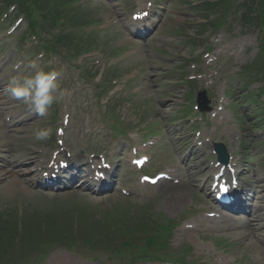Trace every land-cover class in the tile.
Listing matches in <instances>:
<instances>
[{"label":"rangeland","instance_id":"rangeland-1","mask_svg":"<svg viewBox=\"0 0 264 264\" xmlns=\"http://www.w3.org/2000/svg\"><path fill=\"white\" fill-rule=\"evenodd\" d=\"M147 2L156 10L152 19L156 26L148 37L137 39L129 29L134 28L131 15ZM194 3L197 0H88L87 18L99 21L88 29L98 48L80 61L68 62L58 56L43 57L38 41L26 36L28 18L19 15L18 10L12 13L14 5L6 6L0 0V15L7 13L0 22V83H4L0 94V162L26 160L24 167L30 171L35 168L32 160L37 159L47 167L54 150L60 149L56 128L65 127L64 120L69 118L64 128L67 153L89 159L90 153L108 152L111 163L112 156L122 157L119 186L130 191V195L120 190L104 195L84 189L42 191L31 185L38 173L27 171L30 186L24 179L23 183L0 182V232L4 238L14 231L18 212L25 213L29 228L50 222L73 229L78 220L83 229L86 220L107 211L112 214L126 209L133 223L140 219L135 216L151 211L145 215L147 219H157L161 224L173 220L168 246L173 258L185 255L189 264H264L263 240L246 241L237 233L212 230L206 221H201L200 217L207 216L213 208L205 192L210 184H205L204 191L199 190L218 162L214 144L222 142L233 163L238 162L244 169L243 185L252 184V176L257 177L262 197L259 200L264 205V94L260 92L264 83L245 86L251 77L243 74L245 66L260 52L261 32L257 25L243 23L238 14L231 16L222 29L207 28L200 23L207 13L201 5L192 8ZM31 62H36L37 67L48 66L46 70H57L60 89L65 93L63 100L54 103L43 117L6 90L12 78L34 73L29 67ZM112 71L117 77L102 84L103 89L110 88L112 92L99 96L102 88L96 85L102 83L103 73ZM203 91L207 92L208 102L206 110L200 111L199 94ZM12 115L15 119L11 124L8 118ZM117 116L123 123H116ZM114 125L124 127L128 133L122 138L117 136ZM45 127L52 130L51 136L37 141L34 131ZM148 131L157 135V144L147 171L155 174L174 170L178 180L173 188L142 185L141 173L126 164L133 149H121L122 141L139 148L142 142L154 140ZM6 145L11 147L12 157L2 152ZM195 146L200 160L192 158L188 162ZM203 160V173L196 187L177 188L189 165ZM180 190L185 201L168 208L171 196L180 194ZM259 200L255 199L254 204ZM254 221L255 233L264 238V227ZM185 230L192 232L186 235ZM112 246L123 251L119 244ZM141 249L132 247L118 253L103 246L81 253L58 247L46 251L43 257L36 256L34 264H166L131 261ZM58 257L64 258L59 260L63 263H54Z\"/></svg>","mask_w":264,"mask_h":264},{"label":"bare ground","instance_id":"bare-ground-1","mask_svg":"<svg viewBox=\"0 0 264 264\" xmlns=\"http://www.w3.org/2000/svg\"><path fill=\"white\" fill-rule=\"evenodd\" d=\"M4 90V83H0V94H2ZM162 112H164V110H162ZM11 119H14V117H12ZM4 153H6L9 157H12V150L11 147L9 145H6V148L4 151H2ZM197 152L198 150L195 152V156H196V160H200L199 157H197ZM26 161V160H25ZM23 161H4L3 164H0V180L4 179L3 177L7 178V179H11L10 181H12L11 184H15V180L19 181V183H23V177L24 175L27 173V167H24V165H27V163ZM35 164V167L39 166L38 160H32ZM203 162H205V160L203 161H198V163H196L195 165H190L189 166V171L188 173L184 174L182 181L183 183H181V186H178L177 188L179 189H186L187 187H194L195 188V184L196 182L200 181L201 175L203 173ZM26 163V164H25ZM82 169L83 166H79L78 171L79 173H82ZM30 171H34V167L29 169ZM229 170V169H228ZM225 170V171H221L220 168H216L214 167V173H219V177L217 180H224L226 179L228 176L229 177V185L230 187H233V185L231 184L232 182V177L237 176H241L242 175V171L240 169V165L237 164V168L235 170L234 173ZM28 171V172H30ZM212 177L211 176H207L206 178V183L210 181ZM79 181V174L74 175L73 177L70 178V184L67 186V188L72 187V188H77L78 182ZM252 184H249L247 186H244L242 188V191H239L237 194V203L235 204L236 207H238L241 212H245V213H251L254 216H257V219L262 220L264 217V213L262 215H257L260 212V209L264 210V206H259V205H253L252 204V199L253 197H255L254 199L259 200L260 198H262L259 195V189H261V187H259V180L257 179V177H254L252 182ZM10 184V185H11ZM66 186V185H65ZM162 186L166 187V188H173L175 187V185H173V183L168 182V180H165L162 182ZM66 189V188H65ZM180 194L178 195H172L171 197H173V200L169 201V204L167 205L168 208L171 207H177L178 205H181L183 201H185V195H183V192L180 190ZM177 194V193H176ZM243 195H249L251 197L250 201H246L243 198ZM170 197V199H171ZM200 219L205 220L210 227L214 228V229H218L220 231L223 232H227V233H237L241 236H243L246 241H248L249 239H253V227H252V220H250L249 218L246 219H235L233 217H228V216H223L221 218H210V217H202ZM198 224V222L196 223V225ZM192 231L190 230H185L184 233L187 235L189 233H191ZM64 259L62 257H58L56 260L54 259V263H57L59 260ZM59 263H63L60 262ZM77 264V263H75Z\"/></svg>","mask_w":264,"mask_h":264},{"label":"clouds","instance_id":"clouds-1","mask_svg":"<svg viewBox=\"0 0 264 264\" xmlns=\"http://www.w3.org/2000/svg\"><path fill=\"white\" fill-rule=\"evenodd\" d=\"M50 64V62H49ZM20 65H17L19 69ZM29 67L34 69L33 74L17 76L9 81L7 91L17 101L23 102L38 116L43 117L49 108L64 98V91L60 89L57 70H46V67H37L36 62H31ZM50 128H39L34 131L37 141H46L51 136Z\"/></svg>","mask_w":264,"mask_h":264},{"label":"trees","instance_id":"trees-1","mask_svg":"<svg viewBox=\"0 0 264 264\" xmlns=\"http://www.w3.org/2000/svg\"><path fill=\"white\" fill-rule=\"evenodd\" d=\"M20 2H22V5L27 7L26 5H29L27 10L29 9L28 13L30 15H38L41 17V19L43 21H49V20H52V22H47V23H50L51 25L54 26V23L57 24L60 22V20L62 18H59V16L57 15V9H58V6H56L55 8V12L53 10H51L50 14L54 15V18L50 19V17L47 15V8L48 5H49V0H46L45 2H43V0H19ZM223 3H227V4H231L233 0H222ZM257 4L258 5V10H257V21L258 23L263 26L264 28V0H247V2L245 3V6H246V10H245V17H249L250 13H252L251 11V6L253 4ZM207 10H209L208 8H206ZM40 12L42 13V15H40ZM68 23H72V28H75L76 25L78 23L80 24H84L85 22L83 21V18H81L80 16L76 15L75 16V19L74 18H66V23L65 24H68ZM33 25H38V22H33ZM66 30H63L62 33L60 35H57V39H59L60 37H63V39L65 40H68L70 43L69 44H73L74 41H72V36L67 34L64 36V33H65ZM60 40H62V38H60ZM65 40V41H66ZM263 47H264V40H263ZM85 50V49H84ZM264 52V51H263ZM101 228L102 229H106L107 228V225H101ZM110 228H108V230H106L105 232L109 231ZM53 231H56V229H53ZM120 232V231H119ZM0 238H2V236L0 235ZM3 243H7L6 240H2V244L0 243V249L1 251L2 250H6L4 247V244Z\"/></svg>","mask_w":264,"mask_h":264},{"label":"snow or ice","instance_id":"snow-or-ice-1","mask_svg":"<svg viewBox=\"0 0 264 264\" xmlns=\"http://www.w3.org/2000/svg\"><path fill=\"white\" fill-rule=\"evenodd\" d=\"M223 191L227 192L228 191L227 187H224L223 188Z\"/></svg>","mask_w":264,"mask_h":264},{"label":"water","instance_id":"water-1","mask_svg":"<svg viewBox=\"0 0 264 264\" xmlns=\"http://www.w3.org/2000/svg\"><path fill=\"white\" fill-rule=\"evenodd\" d=\"M228 161V158H227V156L225 157V162H227Z\"/></svg>","mask_w":264,"mask_h":264}]
</instances>
